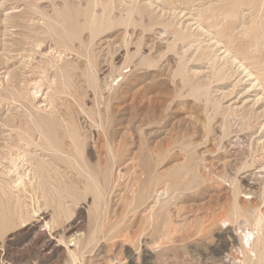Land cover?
Segmentation results:
<instances>
[{
    "label": "rangeland",
    "instance_id": "rangeland-1",
    "mask_svg": "<svg viewBox=\"0 0 264 264\" xmlns=\"http://www.w3.org/2000/svg\"><path fill=\"white\" fill-rule=\"evenodd\" d=\"M254 1L0 0V166L9 165L10 128L47 103L11 86L28 75L23 62L33 52L25 49L34 42L62 49L53 28L74 45L57 62L71 88L55 104L82 133L91 172L98 156L114 169V187L97 196L74 165L48 156L62 178L14 192L18 206L9 193L15 175L0 167V264H256L240 249L242 231L260 215L264 233V0ZM245 201L253 216L241 209Z\"/></svg>",
    "mask_w": 264,
    "mask_h": 264
},
{
    "label": "bare ground",
    "instance_id": "bare-ground-1",
    "mask_svg": "<svg viewBox=\"0 0 264 264\" xmlns=\"http://www.w3.org/2000/svg\"><path fill=\"white\" fill-rule=\"evenodd\" d=\"M256 2V0L254 1ZM95 4V3H94ZM235 4V3H234ZM250 4V3H249ZM255 5H257L255 3ZM149 6V5H148ZM236 6V5H235ZM254 6V5H253ZM258 6V5H257ZM231 8V7H229ZM235 8V7H234ZM209 10V9H208ZM207 10V11H208ZM111 13V12H110ZM212 13V12H211ZM210 13V14H211ZM220 13V11H219ZM234 13L233 11H231L230 13H227V15ZM224 15V14H223ZM234 14H232L231 17H233ZM236 17L238 16L237 13L235 14ZM213 16V15H212ZM44 17V16H43ZM216 17V16H215ZM92 18H93V14H92ZM219 18V17H217ZM230 18V17H228ZM199 19V17H198ZM213 22L212 19H209ZM196 21V20H195ZM211 22V23H212ZM94 23V22H93ZM196 23V22H195ZM195 23H193L195 25ZM200 23V22H199ZM197 24V26H195V29H197L196 31H202L203 28L202 26H200V24ZM188 24V23H187ZM213 24V23H212ZM186 25V24H185ZM192 25V24H191ZM93 27V26H92ZM190 27V26H189ZM48 28H52L51 26H48ZM193 28V27H192ZM184 30V27L182 28ZM191 30V27H190ZM252 30V29H251ZM52 34L53 36L56 38V43H58L57 46L61 47L62 49H57L55 47H52L51 45L48 46H42L39 43H35L34 45H30V48H22L25 50H30L33 52L32 55L30 56V60L29 61H25L23 62V67L22 68H28L27 76H24L23 78L19 79L17 78V82H21L20 84H22L21 86L16 87V85L14 83H12L11 88L12 89H17L19 91L24 90L22 97L26 100H31L32 102L36 100V102L38 103H42L43 101H46V104H41L39 106H37V114L33 115L31 112L27 111V113L25 114L26 116H24V118L21 119L16 122L11 128L10 131L7 135V137L5 138L4 141V149H1V151L3 150V158H5L7 160V163L9 164L8 166L2 165L1 164V169H3L6 173L12 172L11 174L15 175V178L12 180L11 183H13L10 186V195L14 196V200H15V204L16 205H20V199L18 194H14V192L20 191L22 188L26 189V187H31L32 189L35 187H42L43 185H45L47 183V178H51V175H55V176H59L61 177L60 173H59V166L55 163L53 164V162L49 159H47L48 156H51L52 158H56V159H60V160H66V164L67 167H71V165H74V169L79 173V174H83L86 177H88V179L90 180L92 186L94 187L95 190V195L100 196L102 194V192L104 191V186L105 184H107L108 182L111 183L112 180V172H114L113 168L108 167L107 160L105 158V165L102 164V160L101 157L98 156L96 159V174H93L89 168V165L87 164L86 159L83 156V147H84V143L83 141H81V139H83V135L82 133L79 131V129L74 126L73 124L69 123L65 113L63 111H61V109L57 108V105L55 104V100L56 99H61V95L63 94H67L70 91L71 85H70V80L68 77V68L65 65H61L58 64L57 62H67V56L70 53H67V51H71L73 50V46L72 42L67 43V36H63V35H59L58 33L54 32L53 28H52ZM160 31H158L159 33ZM166 32V31H164ZM163 32V35H164ZM184 32V31H183ZM182 32V33H183ZM249 32V31H248ZM256 32V31H255ZM45 33V32H44ZM210 33V32H208ZM254 33V32H253ZM257 33V32H256ZM162 34V32H161ZM191 34V33H189ZM187 32L183 33L181 38H185L187 37V35H189ZM197 35V34H196ZM212 35V34H211ZM209 35V36H211ZM32 36V35H31ZM94 36V35H93ZM160 36V35H159ZM213 36V35H212ZM172 37V36H171ZM40 38V37H39ZM213 39V37H211ZM256 38V37H255ZM166 39V38H165ZM209 39V38H208ZM213 41V40H211ZM214 45L217 43H219L221 45L222 41H215L214 38ZM218 44V45H219ZM88 48V47H87ZM17 50V49H16ZM24 51V50H23ZM87 51V50H86ZM226 52V51H225ZM19 54V53H18ZM35 54H39V59L37 60L36 63H34V60H36L37 58L34 56ZM87 54V52H86ZM228 55V54H227ZM26 56V55H25ZM76 56V55H75ZM78 56V55H77ZM232 56V55H231ZM87 57V56H86ZM233 57V56H232ZM229 57V58H232ZM24 58V57H23ZM26 58V57H25ZM80 58V56L78 57ZM215 58V57H214ZM221 59V57H219ZM226 58V57H225ZM47 61H45V60ZM234 59V58H233ZM24 60V59H23ZM88 60V59H87ZM231 60V59H230ZM237 60V59H236ZM21 62V61H20ZM233 62V61H232ZM88 63V61H87ZM234 63V62H233ZM241 63V62H239ZM237 64V63H236ZM243 65V63H242ZM238 66V65H237ZM243 70H245L246 68L244 66ZM245 68V69H244ZM91 69V68H90ZM40 72V77L39 79L34 78L36 72ZM25 72V71H24ZM247 74V73H246ZM20 75V74H19ZM248 75V74H247ZM6 76V75H5ZM21 76V75H20ZM249 76V75H248ZM250 76L251 73H250ZM38 78V77H37ZM249 78V77H248ZM257 78V77H256ZM8 79V73H7V78ZM94 80V79H93ZM250 80V79H249ZM254 80V78H253ZM257 81V79H255ZM5 81V80H4ZM255 83V82H254ZM253 83V84H254ZM257 84H259V82H256ZM19 84V85H20ZM1 85V84H0ZM27 85V86H26ZM78 85V84H77ZM109 85V84H108ZM45 86V87H44ZM96 86V85H95ZM253 86V85H252ZM256 86V85H254ZM1 88V87H0ZM8 89V88H7ZM2 91V89H1ZM22 92V91H21ZM110 92V90H109ZM6 94V93H5ZM16 94V93H15ZM18 96V95H17ZM69 96V94H68ZM42 97V98H41ZM72 97V96H71ZM70 97V98H71ZM95 98V97H94ZM12 99V98H11ZM22 100V99H21ZM95 100V99H94ZM13 102V101H11ZM109 103V102H107ZM19 104V103H18ZM31 104V103H30ZM96 104V103H95ZM32 106V104H31ZM35 106V105H34ZM33 106V107H34ZM107 106V105H106ZM48 107V108H47ZM23 108V106H22ZM107 107H105L106 109ZM25 109V108H24ZM33 109V108H32ZM35 110V109H34ZM81 110V109H80ZM20 112V111H19ZM74 112V111H73ZM106 112V111H105ZM98 116V115H97ZM20 118V117H19ZM99 120V117H97ZM192 119V118H191ZM193 120V119H192ZM100 121V120H99ZM106 121V120H105ZM187 121V120H186ZM194 121V120H193ZM94 124V123H93ZM100 125V124H99ZM100 127V126H99ZM87 129V128H86ZM100 130V129H99ZM102 131V130H101ZM100 131V132H101ZM8 132V131H7ZM4 133V132H3ZM103 133V132H101ZM104 134V133H103ZM6 136V135H5ZM4 136V137H5ZM105 136V135H104ZM82 137V138H81ZM131 138V137H130ZM68 139V140H67ZM119 139V138H118ZM96 140V139H95ZM108 143V142H107ZM113 144H117L114 143L112 141ZM106 144V143H105ZM121 144V141H120ZM124 144V142H123ZM107 145V144H106ZM166 145V144H165ZM2 146V145H1ZM108 146V145H107ZM115 146V145H114ZM113 146V147H114ZM167 146V145H166ZM118 147H121L118 146ZM117 147V148H118ZM170 147V146H169ZM32 148H36L40 150L39 153H37L35 150H32ZM109 148V147H108ZM123 148V147H122ZM168 148V147H167ZM115 149V147H114ZM121 149V148H119ZM165 149V147H164ZM169 149V148H168ZM90 150V149H89ZM88 150V151H89ZM110 150V148H109ZM108 150V151H109ZM116 150V149H115ZM87 151V152H88ZM121 151V150H120ZM164 153H166L164 150H162ZM149 152V151H148ZM92 153V152H91ZM112 152H110L111 154ZM153 153V152H152ZM159 153V152H158ZM163 154V153H162ZM98 155V154H97ZM96 155V156H97ZM100 155V154H99ZM113 155V154H112ZM155 155V154H154ZM157 155V154H156ZM161 155V154H160ZM166 155V154H165ZM151 157V155H148ZM80 158V161L78 160V158ZM113 158V156H111ZM161 156H159L160 158ZM116 155L114 157V159L116 160ZM132 160V157H130ZM113 160V162H115V160ZM149 159V158H148ZM152 160V159H151ZM153 161V160H152ZM158 161V159L156 160ZM3 163V162H1ZM131 163V162H130ZM163 163V162H162ZM5 164V163H4ZM115 164V163H113ZM155 162L153 163L154 166ZM157 164V163H156ZM70 165V166H69ZM130 165V164H129ZM132 165V164H131ZM117 166V165H115ZM8 167V168H7ZM262 167V166H261ZM264 167V166H263ZM156 168V166H155ZM154 168V169H155ZM158 168V165H157ZM61 169V168H60ZM122 169V168H121ZM126 169V168H125ZM132 169V168H131ZM161 169V168H160ZM119 170V169H118ZM117 170V171H118ZM128 170V169H127ZM153 170V169H152ZM260 170V169H259ZM68 169H67V173H68ZM131 171V170H130ZM167 171V170H166ZM3 172V171H1ZM65 172V171H64ZM119 172H121L119 170ZM129 172V171H128ZM4 173V172H3ZM2 173V174H3ZM6 173H4L3 175H6ZM164 173V172H163ZM2 174H0L2 176ZM10 174V175H11ZM121 174V173H120ZM128 174V173H127ZM115 175V174H114ZM118 175V172H117ZM152 175V174H151ZM261 175V174H260ZM9 176V174L7 175ZM102 176V179H100L99 177ZM122 176V175H119ZM124 176V175H123ZM128 176V175H127ZM142 176V175H140ZM159 176V175H157ZM11 177V176H10ZM136 177V176H135ZM152 177V176H150ZM154 177V176H153ZM62 178V177H61ZM155 178V177H154ZM1 179V177H0ZM4 179V178H3ZM127 177L125 178V182H126ZM157 179V178H156ZM6 180V179H5ZM117 180V179H116ZM120 180V179H119ZM153 180V179H152ZM3 181V180H2ZM11 181V178H10ZM157 181V180H155ZM209 181H212L209 179ZM1 182V181H0ZM8 182V180H7ZM125 182H123L125 184ZM132 182V181H131ZM151 182V181H150ZM149 182V183H150ZM2 183V182H1ZM0 183V184H1ZM5 183V182H3ZM49 183V182H48ZM116 183V182H114ZM134 183V182H133ZM132 183V184H133ZM157 183V182H156ZM52 183H49V185H51ZM112 184V183H111ZM131 184V183H130ZM166 184V183H165ZM7 185V183H6ZM114 187V184H112ZM139 185V184H138ZM164 185V184H163ZM226 185V184H225ZM8 186V187H9ZM52 186V185H51ZM132 186V185H131ZM148 186V185H147ZM146 186V187H147ZM218 186V185H217ZM219 186L221 187L222 185L219 184ZM7 187V188H8ZM61 187V186H60ZM126 187V184H125ZM14 188V189H13ZM49 188V187H48ZM55 188V187H54ZM64 188V187H63ZM110 188V187H108ZM129 188V187H128ZM133 188V187H131ZM130 188V189H131ZM151 188V187H150ZM149 188V189H150ZM216 188V187H215ZM222 188V187H221ZM6 189V186H5ZM57 189V187H56ZM113 189V188H112ZM138 189V188H137ZM145 189V188H144ZM143 189V190H144ZM147 189V188H146ZM145 189V190H146ZM217 189V188H216ZM247 189V188H246ZM1 191H4L2 188H0ZM8 190V189H7ZM108 190V189H107ZM155 190V189H153ZM0 191V192H1ZM25 191V190H24ZM23 191V193H24ZM32 191V190H30ZM34 193L35 190H33ZM55 191V189H54ZM61 191V190H60ZM111 190H109L110 192ZM165 191V190H163ZM51 192V191H50ZM58 192V189L57 191ZM108 192V194H110ZM123 192V191H122ZM142 192V191H141ZM145 192V191H144ZM60 195L61 193L58 192ZM147 193V192H145ZM145 193L142 192V194L145 196ZM149 193V192H148ZM155 193V192H154ZM161 193V192H160ZM164 193V192H163ZM166 193V192H165ZM3 194V193H2ZM106 194V193H105ZM104 194V195H105ZM118 194V193H117ZM116 194V195H117ZM138 194V193H137ZM156 194V193H155ZM158 194V193H157ZM246 194V193H245ZM63 195V194H62ZM134 195V194H133ZM141 195V196H143ZM150 195V194H149ZM148 195V196H149ZM102 196V195H101ZM119 196V195H118ZM135 196V195H134ZM133 196V199H134ZM143 196V197H144ZM153 196V195H152ZM157 196V195H156ZM161 197L163 196L160 195ZM167 196V195H166ZM230 196V195H229ZM45 197V196H44ZM65 197V196H64ZM142 197L143 200H145ZM169 197V196H167ZM71 198V197H70ZM139 198V197H138ZM141 198V197H140ZM157 198V197H156ZM172 198V197H171ZM170 198V199H171ZM9 199H13L12 197ZM31 199V198H30ZM34 199V198H33ZM105 200V198H103ZM119 199V198H118ZM132 199V200H133ZM141 199V200H142ZM148 200L150 199L149 197L147 198ZM146 199V200H147ZM166 199V198H165ZM37 200V199H36ZM64 201V199H62ZM131 200V202H132ZM136 200V198H135ZM135 200L133 202H135ZM142 200V201H143ZM153 200V199H152ZM243 200V199H242ZM241 200V201H242ZM58 201V200H57ZM138 201V200H136ZM165 201V200H164ZM22 202V199H21ZM65 202V201H64ZM132 202V203H133ZM141 202V201H140ZM154 202V201H153ZM157 202V199H156ZM163 202V201H162ZM167 202V201H166ZM6 203V201H5ZM104 203V201H103ZM138 203V202H137ZM146 203V202H145ZM155 203V202H154ZM240 203V202H238ZM14 204V205H15ZM23 204V203H22ZM25 204V203H24ZM66 204V203H65ZM131 204V203H130ZM142 204V202H141ZM144 204V203H143ZM224 204V203H223ZM222 204V205H223ZM241 204V203H240ZM34 205V204H33ZM39 205V204H36ZM34 205V206H36ZM118 205V204H117ZM129 205V204H128ZM151 205V203H150ZM153 205V204H152ZM221 205V206H222ZM27 206V205H26ZM23 205V207H26ZM116 206V205H115ZM133 206V205H132ZM141 206V205H140ZM144 206V205H143ZM156 206V205H155ZM166 206V204H165ZM229 206V205H228ZM14 207V206H13ZM28 207V206H27ZM32 207V205H31ZM30 207V208H31ZM37 207V206H36ZM66 207V206H65ZM118 207V206H117ZM125 207V206H123ZM131 207V206H130ZM129 207V208H130ZM149 207V206H148ZM237 204H233L231 207V211L233 213H235V211L237 210ZM7 208V207H6ZM45 208V207H44ZM127 208V206H126ZM134 208V207H133ZM147 208V207H146ZM224 208V207H222ZM14 209V208H13ZM19 209L21 210V206L19 207ZM18 209V210H19ZM24 209V208H23ZM35 209V207H34ZM47 209V208H45ZM61 210V208H59ZM66 209V208H65ZM141 209H143V207H141ZM140 209V210H141ZM148 209V208H147ZM162 209V208H161ZM228 209V211H229ZM241 209H243L246 212H249L250 215L253 214V209H254V205L250 202V201H245V205L241 207ZM26 210V209H25ZM33 210V209H32ZM39 210V209H38ZM38 210L36 211V209L34 210L33 214L35 215L36 212H38ZM113 210V209H112ZM221 210V208H220ZM27 211V210H26ZM31 211V210H30ZM40 211V210H39ZM124 211V210H123ZM122 211V212H123ZM128 211V209H127ZM125 211V212H127ZM133 211V209H132ZM131 211V212H132ZM151 211H152V207H151ZM208 211V210H207ZM130 212V211H129ZM144 212V211H143ZM142 212V213H143ZM213 212V211H212ZM216 212V211H215ZM220 212V211H219ZM224 212V211H223ZM25 213V212H24ZM27 213V212H26ZM32 213V212H31ZM41 213V212H40ZM47 213V212H46ZM134 213V212H133ZM151 213V212H150ZM15 214V213H14ZM21 214V211H20ZM101 214V213H100ZM99 214V215H100ZM103 214V211H102ZM129 214V213H128ZM127 214V215H128ZM156 214V212H155ZM210 214V212H209ZM207 214V215H209ZM213 214V213H211ZM221 214V213H220ZM226 214V213H224ZM261 214V213H260ZM22 215V214H21ZM32 215V214H31ZM38 215V214H37ZM126 215V216H127ZM24 216V215H23ZM30 216V215H29ZM121 216V215H119ZM131 216V214H130ZM154 216V215H153ZM216 216V215H215ZM214 216V217H215ZM253 216V215H252ZM261 216H255L256 218H254L255 220V225L253 227L252 223L249 224V227L245 228V231H242L241 237H240V249L241 252H243L244 254L246 253L248 256L249 261H255L256 264H264L263 258H264V233L262 232L263 227L261 226ZM22 217V216H21ZM21 217L19 215V220H21ZM35 217V216H34ZM33 217V219H34ZM41 217V215H40ZM123 217H124V213H123ZM24 218V217H23ZM22 218V220L24 221V219ZM104 217L102 216V219ZM213 218V217H212ZM219 218V215H218ZM222 218V217H221ZM44 219V218H43ZM42 219V220H43ZM51 222V218H48L47 220ZM125 219V218H124ZM21 220V221H22ZM27 219H25L26 221ZM46 220V219H45ZM212 220V219H211ZM20 221V224L22 225ZM48 221L43 222V225H46L48 227ZM121 221V220H120ZM118 221V222H120ZM220 221V219H219ZM226 220H223V222H225ZM33 222V221H32ZM54 222V221H53ZM100 222V221H99ZM124 222V221H121ZM27 223V222H26ZM37 223V222H36ZM40 223V222H39ZM101 223H105V222H101ZM30 224V223H29ZM53 224V223H52ZM102 224V225H103ZM118 225V223H116ZM215 224V223H214ZM213 224V225H214ZM20 225V226H21ZM38 225V224H37ZM41 225V224H40ZM39 225V226H40ZM42 225V226H43ZM116 225V226H117ZM120 225V224H119ZM223 225V224H222ZM252 225V226H251ZM26 227V226H25ZM33 227V226H32ZM98 227V226H97ZM111 227V226H109ZM115 227V226H114ZM31 228V227H30ZM101 228V226H100ZM50 229V226H49ZM96 229V228H95ZM110 230V228H108ZM109 230H107L109 232ZM55 231V230H54ZM57 231V230H56ZM102 231V230H100ZM107 231H105L106 233L105 238L108 234ZM111 231V230H110ZM41 232H43L41 230ZM62 232V231H61ZM95 232V231H94ZM102 233V232H100ZM42 234V233H41ZM49 234V233H48ZM107 234V235H106ZM51 235V234H50ZM59 235V234H58ZM46 236V235H45ZM52 236V235H51ZM77 236V235H76ZM74 237L73 240L74 242L77 244L78 243V238ZM91 236V235H90ZM98 236V235H97ZM111 236V234H110ZM50 237V236H49ZM104 237V236H102ZM36 238V237H35ZM72 238V237H71ZM97 238V237H96ZM109 238V237H107ZM45 239V238H44ZM94 239V238H92ZM91 240V239H90ZM95 240V239H94ZM50 241V240H49ZM41 243V242H40ZM37 244V243H36ZM90 244V243H89ZM30 245V244H29ZM38 245V244H37ZM40 245V244H39ZM88 245V244H87ZM46 246V245H45ZM48 246V245H47ZM31 247V246H30ZM67 247V246H66ZM65 247V248H66ZM87 247V246H86ZM32 248V247H31ZM31 248L29 250H31ZM77 249V247H76ZM85 249V248H84ZM239 249V248H238ZM3 250V249H2ZM62 250V249H61ZM68 250V249H66ZM52 251V250H51ZM55 252V251H54ZM59 252V251H58ZM70 252L72 253V250H70ZM41 253V252H40ZM60 253V252H59ZM220 252H218L219 255ZM42 254V253H41ZM84 254V253H83ZM147 254V253H146ZM51 255V254H50ZM134 255V254H133ZM231 255V254H230ZM29 256V255H28ZM27 256V258H28ZM31 256V255H30ZM34 256V255H33ZM43 256V255H42ZM68 256V251H67V255ZM79 256V255H78ZM82 256V255H81ZM23 257V256H22ZM40 257V256H39ZM134 257V256H133ZM21 258V257H20ZM72 256L70 255V260ZM80 258V256H79ZM129 258V257H128ZM148 258V257H147ZM41 259V258H40ZM48 259L46 258V261ZM76 261V259H74ZM129 260V259H128ZM27 261V260H25ZM29 261V260H28ZM27 261V262H28ZM131 261V260H130ZM16 262V261H15ZM14 262V263H15ZM17 263V262H16ZM20 263V262H19ZM18 263V264H19ZM23 263V262H22ZM47 263V262H46ZM70 263V262H69ZM145 263V262H144ZM149 263V262H148ZM21 264V263H20ZM44 264V263H42ZM150 264V263H149Z\"/></svg>",
    "mask_w": 264,
    "mask_h": 264
}]
</instances>
